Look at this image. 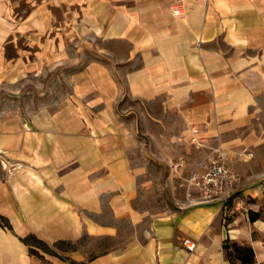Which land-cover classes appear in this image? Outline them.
I'll use <instances>...</instances> for the list:
<instances>
[{"label": "crops", "instance_id": "0c3cea01", "mask_svg": "<svg viewBox=\"0 0 264 264\" xmlns=\"http://www.w3.org/2000/svg\"><path fill=\"white\" fill-rule=\"evenodd\" d=\"M83 1L99 52L72 75L74 95L64 107L0 120V213L13 227L0 223V264H41L21 239L30 233L52 244L114 235L125 221L123 245L86 260L79 249L68 255L85 264H232L230 238L251 244L264 264V172L233 162L251 147L264 104V0ZM194 126L207 144L220 138L240 170L226 209L185 195L182 174L205 151L191 139ZM181 157L182 191L147 219L138 205L144 161Z\"/></svg>", "mask_w": 264, "mask_h": 264}, {"label": "rangeland", "instance_id": "374dc122", "mask_svg": "<svg viewBox=\"0 0 264 264\" xmlns=\"http://www.w3.org/2000/svg\"><path fill=\"white\" fill-rule=\"evenodd\" d=\"M84 5L83 0H0L2 122L7 120L8 124H12L15 122L14 118L28 117L40 107H64L65 98L74 95L71 87L72 75L87 61L96 59L99 52L97 37L92 36L88 25H85L87 21L84 19ZM58 101L61 103L58 104ZM256 110V121L251 123V127L256 129L251 147L234 151L237 158L233 162L248 163L246 166H249L254 161L257 167L255 170L251 167L249 171L263 173L264 104L256 106ZM191 139L201 148L193 135ZM181 140L178 142L183 144ZM187 145L183 144L188 148L189 155H200L198 148L195 151L193 145ZM145 147L147 145L144 142L135 145V150H138L142 158L146 154ZM1 159L0 157V178L5 175ZM173 162L169 166L168 163L163 165L144 161L147 167L142 174L138 205L148 215L147 219L151 214L168 209L174 202V195L182 191L176 174L182 169L175 170ZM234 169L240 172L236 166ZM186 174L187 172L182 176ZM182 186L184 187L183 184ZM130 230L131 224L125 221L121 232L114 235L84 234L77 240L52 244L30 236L28 241L37 248L41 264H57L51 258L59 261L58 264H85V261L72 260L68 253L74 248L79 249L84 253L86 260L123 245L130 235Z\"/></svg>", "mask_w": 264, "mask_h": 264}, {"label": "built area", "instance_id": "2783aa9c", "mask_svg": "<svg viewBox=\"0 0 264 264\" xmlns=\"http://www.w3.org/2000/svg\"><path fill=\"white\" fill-rule=\"evenodd\" d=\"M194 140H197L205 148L202 155L190 163L187 174L183 177L185 195L191 201H208L218 199L226 204L235 196L240 182V174L230 164L229 151L223 145L220 138L207 144L206 139L197 136L199 130L192 128ZM185 159L181 157L174 161L175 170L181 169ZM184 243L190 249L195 247V242L186 238Z\"/></svg>", "mask_w": 264, "mask_h": 264}, {"label": "trees", "instance_id": "16d2710c", "mask_svg": "<svg viewBox=\"0 0 264 264\" xmlns=\"http://www.w3.org/2000/svg\"><path fill=\"white\" fill-rule=\"evenodd\" d=\"M232 204H233V200L231 199L226 204V206H224L225 209ZM256 216H257V214H251L250 218L254 219ZM0 223L5 228H9V229L13 228L9 218L2 213H0ZM30 236H33L40 241H43L47 244H50V243L46 242L45 240L39 238L34 233H30L24 237H21V239L29 245V249H30L31 253H34L37 255L39 254L37 248L29 243L28 238ZM59 241H70V240H59ZM59 241H57V242H59ZM223 246L227 250L228 256H229L232 264H237V261H239L240 264H256V262H255V251H254V248L251 244H248L245 242H240L238 240H234V239H230V238H226L223 242ZM74 249H76V248H74ZM72 260H74V259H72Z\"/></svg>", "mask_w": 264, "mask_h": 264}]
</instances>
